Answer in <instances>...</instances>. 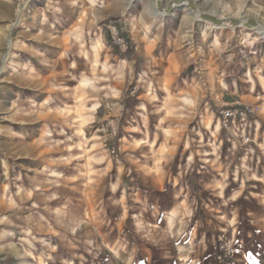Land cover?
Here are the masks:
<instances>
[{"label": "rangeland", "instance_id": "1", "mask_svg": "<svg viewBox=\"0 0 264 264\" xmlns=\"http://www.w3.org/2000/svg\"><path fill=\"white\" fill-rule=\"evenodd\" d=\"M116 231L264 264V0H0V264Z\"/></svg>", "mask_w": 264, "mask_h": 264}, {"label": "crops", "instance_id": "2", "mask_svg": "<svg viewBox=\"0 0 264 264\" xmlns=\"http://www.w3.org/2000/svg\"><path fill=\"white\" fill-rule=\"evenodd\" d=\"M115 48L121 52V49L118 46H115ZM120 199H122V197ZM182 204L184 205V202ZM171 206L173 205L171 204ZM170 211H163L162 214H170ZM202 213L203 215H201ZM199 214L201 215L200 218L202 220L201 227H203L200 230V235L204 234L209 237V232L210 235L213 236V234L217 232L218 228L209 225V222L206 219L208 215L205 211L202 210ZM165 232L158 231V236L155 237V245L151 248L147 247L144 243V239L141 238H138L137 241H133V243L128 245V236H121L122 233L116 231L112 236H108V253H105L104 260L106 264H193L194 258L191 252L189 253V256L183 258V261H180L181 256H179V252L183 250L186 251V249L178 246L176 237H174V239H171L170 235L167 236ZM204 254L207 259L211 257L210 254L207 253V247ZM204 254H202V256ZM71 264H75V260L72 261ZM77 264L80 263L77 262ZM201 264H210V261L206 263L205 260L202 259Z\"/></svg>", "mask_w": 264, "mask_h": 264}, {"label": "built area", "instance_id": "3", "mask_svg": "<svg viewBox=\"0 0 264 264\" xmlns=\"http://www.w3.org/2000/svg\"><path fill=\"white\" fill-rule=\"evenodd\" d=\"M248 113V109H239L226 110L219 113V117L223 120V123L226 124L228 119H232L237 116H245ZM232 253V250L230 251Z\"/></svg>", "mask_w": 264, "mask_h": 264}, {"label": "water", "instance_id": "4", "mask_svg": "<svg viewBox=\"0 0 264 264\" xmlns=\"http://www.w3.org/2000/svg\"><path fill=\"white\" fill-rule=\"evenodd\" d=\"M188 7H189L191 10H195V9H196V8H195V5L192 4L191 2L188 3ZM166 12L171 13V6H170V7H167ZM202 19H204V20H210V21H212V22H214V23H216V24L219 25V22L216 21L215 19H213L211 16L204 15V16L202 17ZM251 22H252V21H251ZM231 24H232V25H235L236 23H232V22H231ZM250 24L254 26V23H253V22L250 23Z\"/></svg>", "mask_w": 264, "mask_h": 264}, {"label": "bare ground", "instance_id": "5", "mask_svg": "<svg viewBox=\"0 0 264 264\" xmlns=\"http://www.w3.org/2000/svg\"><path fill=\"white\" fill-rule=\"evenodd\" d=\"M231 22L232 23H235V21H234V19H229V20H226V23L225 22H223V23H219V25L218 26H221V25H231ZM244 23H247V25H249V26H252V25H250V21H246V22H244ZM243 23V24H244ZM235 25H240V23H237V24H235ZM253 27V26H252Z\"/></svg>", "mask_w": 264, "mask_h": 264}]
</instances>
